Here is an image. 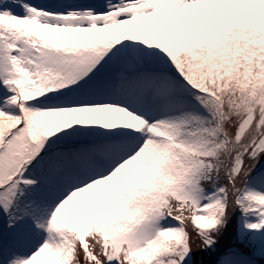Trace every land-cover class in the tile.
Wrapping results in <instances>:
<instances>
[{
	"label": "snow or ice",
	"instance_id": "6c2138e0",
	"mask_svg": "<svg viewBox=\"0 0 264 264\" xmlns=\"http://www.w3.org/2000/svg\"><path fill=\"white\" fill-rule=\"evenodd\" d=\"M0 264H264V0H0Z\"/></svg>",
	"mask_w": 264,
	"mask_h": 264
}]
</instances>
